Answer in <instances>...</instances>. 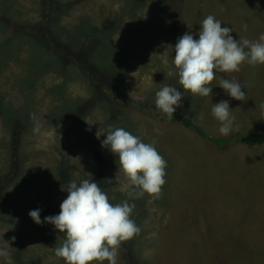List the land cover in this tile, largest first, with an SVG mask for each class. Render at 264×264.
<instances>
[{"label":"rangeland","instance_id":"374dc122","mask_svg":"<svg viewBox=\"0 0 264 264\" xmlns=\"http://www.w3.org/2000/svg\"><path fill=\"white\" fill-rule=\"evenodd\" d=\"M208 15L235 39L264 34V0H0V264H65L63 233L29 211L58 214L69 181L92 179L112 203L129 199L118 156L95 135L109 125L167 161L160 194L129 201L140 232L116 264H264V142L219 146L154 105L166 84L185 91L160 55L185 32L198 39ZM223 78L246 86L245 101ZM212 89L186 92L173 117L209 136L264 131V64L216 72ZM221 100L235 116L228 136L211 111Z\"/></svg>","mask_w":264,"mask_h":264},{"label":"clouds","instance_id":"9594fccd","mask_svg":"<svg viewBox=\"0 0 264 264\" xmlns=\"http://www.w3.org/2000/svg\"><path fill=\"white\" fill-rule=\"evenodd\" d=\"M221 25V20L208 15L200 24L198 39L185 32L174 46H167L171 49L169 54L163 52L160 55L161 63L168 66L166 77H178L185 91L181 92L171 84L162 86L155 92L154 105L158 110L173 116L182 106L186 92L209 96L213 93L216 72H239L244 63L252 66L264 64V34L256 41L238 40L230 34L232 28ZM169 55L172 56L171 62ZM219 86L235 100L245 101L246 86L235 78H223ZM231 109L227 100L214 103L211 109L220 122L219 132L224 136L234 130L235 116ZM95 135L97 139L104 135L106 138L100 141L101 147L118 156L119 167L127 178L121 191L129 199L112 203L97 182L84 178L61 186L68 195L60 204L58 214L42 220V209L29 211L36 224L49 223L63 233V243L56 249V255L62 257L65 264H103L104 261L116 264L121 243L140 232L131 218L135 205L129 201L145 193L158 196L166 183L167 161L154 144L144 142L140 136L122 127L113 128L111 125L104 130L98 129Z\"/></svg>","mask_w":264,"mask_h":264},{"label":"trees","instance_id":"16d2710c","mask_svg":"<svg viewBox=\"0 0 264 264\" xmlns=\"http://www.w3.org/2000/svg\"><path fill=\"white\" fill-rule=\"evenodd\" d=\"M78 58V56H77ZM81 65L83 66V63L80 59H78ZM105 88V87H104ZM106 89V88H105ZM164 117L168 120H171L172 122H180L187 128H192L195 130L196 134L202 138H206L210 142H214L215 144L219 146L226 145L234 140L242 142V143H262L264 142V131H262L259 128H255L254 130L246 133L245 135L239 136V137H222V136H209L207 135L202 129L197 127L189 118H175L173 116H169L167 114H164Z\"/></svg>","mask_w":264,"mask_h":264}]
</instances>
